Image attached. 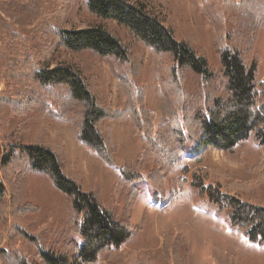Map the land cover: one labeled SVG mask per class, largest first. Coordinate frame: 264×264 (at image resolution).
Listing matches in <instances>:
<instances>
[{"label": "trees", "instance_id": "obj_1", "mask_svg": "<svg viewBox=\"0 0 264 264\" xmlns=\"http://www.w3.org/2000/svg\"><path fill=\"white\" fill-rule=\"evenodd\" d=\"M200 2L204 7L209 6L207 17L211 16L214 41L219 44L225 92L222 98L212 99L210 106H205L209 100L204 101L198 94L197 112L189 118L190 110L183 107L187 99L183 92L186 75L199 77L205 83L213 79L204 57L176 40L172 30L141 4L126 0H84L90 16L124 28L150 51L163 114L160 124L154 128L153 114L145 108L144 91L135 83L141 61L132 60L120 41L100 26L62 29L70 0H61L53 11L40 15L35 14L32 0H0V12L6 15L21 9L34 13L27 39L1 29L0 61L6 88L0 95V133L10 119H20L37 111L45 120L70 124L77 144L111 168L115 166L112 148L99 126L103 121L131 124L134 134L141 137L140 156L134 164L118 167L113 189L116 197L126 191L139 195L144 182L139 168L144 158L152 159L155 175L179 164L188 146L231 152L250 136L263 145L264 83L258 86L255 66L247 67L245 61L258 30H264V0H243L234 6L235 14L230 15L234 25L228 33L219 31V16L223 15L217 1ZM58 48L70 53L88 52L116 63L112 72L124 108L112 110L101 106L78 71L70 65L53 64V54ZM203 107L208 108L199 113ZM22 131L16 129L7 138L6 148L0 147V224L6 216L15 217L26 210L21 202L25 177L39 174L48 178L52 187L69 201L72 217L67 229L73 228L81 244L71 260L40 250L32 257L33 261H29L23 251L9 253L2 249L0 264H94L100 254L120 249L131 237L127 222L118 220L113 212L102 207L95 189L83 191L79 183L66 176L55 152L40 145H25ZM193 178L191 186L204 190L218 213H228L230 228L242 231L249 243L264 246V208L222 193L216 185L203 188V182ZM146 181L152 182L149 178ZM184 183L182 181L180 189ZM17 228L18 235L26 238Z\"/></svg>", "mask_w": 264, "mask_h": 264}, {"label": "rangeland", "instance_id": "obj_2", "mask_svg": "<svg viewBox=\"0 0 264 264\" xmlns=\"http://www.w3.org/2000/svg\"><path fill=\"white\" fill-rule=\"evenodd\" d=\"M126 1L143 5L172 30L176 40L186 43L206 60L213 75L211 81L205 83L199 77L186 75L183 92L187 99L183 101V107L190 110L189 118L197 112L198 94L202 99L204 97V101L209 100L205 106H210L212 99L224 96L219 44L214 41L211 16L207 17L209 6L204 7L200 0ZM216 1L223 15L219 16V31L228 33L234 25L230 17L235 14L234 6L243 0ZM60 2L32 0L36 15L50 13ZM28 11L21 9L13 15L0 12V45L1 29L27 39L34 14ZM93 26L102 27L127 48L132 60L141 61L135 83L144 91L145 108L153 114V127L156 128L163 114L150 51L124 28L90 16L84 0H70L62 29L84 30ZM52 59L53 64L70 65L78 71L101 106L112 110L124 108L112 72L116 63L112 60H103L88 52L70 53L62 48L55 51ZM245 63L247 67L250 64L255 66V80L260 87L264 83V30H258ZM5 88L3 63L0 61V95ZM205 108L208 107L198 108L201 109L199 113ZM99 128L109 140L116 167L105 166L94 153L77 144L70 124L45 120L37 111L20 119H10L0 133V147L4 149L7 138L16 129H23L25 145H40L55 152L66 176L79 183L83 191L95 189L102 207L113 212L118 220L127 222L130 239L120 249L100 254L94 264H264V246L249 243L242 231L230 228L228 213H218L204 190L191 186L195 177L203 182V188L216 185L222 193L264 208V144L255 142L250 136L231 152L188 146L179 164L155 175L152 173V159L144 158L142 168H139L144 178L139 195L136 196L135 191L131 194L126 191L116 197L113 189L119 175L118 167L135 163L140 156L141 137L134 134L131 124L125 122L103 121ZM147 178L152 182L148 183ZM182 181L185 183L180 189ZM24 184L21 202L26 210L1 221L0 251H23L29 261H33L32 257L40 250L71 260L81 241L73 228L67 229L72 217L69 201L42 175L28 174ZM17 227L26 238L18 235Z\"/></svg>", "mask_w": 264, "mask_h": 264}]
</instances>
